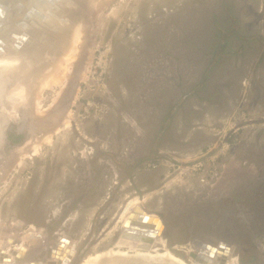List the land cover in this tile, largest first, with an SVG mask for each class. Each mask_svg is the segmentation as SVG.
<instances>
[{
    "label": "rangeland",
    "instance_id": "obj_1",
    "mask_svg": "<svg viewBox=\"0 0 264 264\" xmlns=\"http://www.w3.org/2000/svg\"><path fill=\"white\" fill-rule=\"evenodd\" d=\"M100 6L55 121L69 112L70 127L51 145L36 141L38 154L26 149L16 168V151L41 133L19 130L18 119L4 130L0 232L12 242L2 235V249L44 261L65 238L67 262L81 264L114 247L136 197L161 215V252L191 264L189 251L223 243L239 264H264V0ZM61 80L41 106L60 98Z\"/></svg>",
    "mask_w": 264,
    "mask_h": 264
},
{
    "label": "bare ground",
    "instance_id": "obj_2",
    "mask_svg": "<svg viewBox=\"0 0 264 264\" xmlns=\"http://www.w3.org/2000/svg\"><path fill=\"white\" fill-rule=\"evenodd\" d=\"M100 4H101V0H95L93 9L89 13L87 21H85L86 19H83V22H81L82 24L76 27L73 35L69 37L68 47L65 48V50H61L58 53H55V56L58 54V56H56L58 57L56 58V62H54V60L49 61L51 54L47 55V53L49 52H45L46 50H43L46 40L44 37L45 35H43L40 32L38 35H34L33 33L34 37H32V39H29L31 40L32 43L29 40H27L25 45H23L20 48L19 52L12 54L13 52L9 51L7 54L3 53L0 56V110H2V113H4L3 115H5L7 119H12L14 120V122L17 121V119L19 120L20 122L19 130L29 134L36 133L38 135L39 133H41L39 137H35V136L27 137L28 140L25 142V145L16 151L18 153V157L14 162L15 168L21 166L22 160L25 157H27V150H29L30 147H32L31 155L32 156L37 155L39 142L51 145L50 143L53 135L55 136V134L59 133L61 130L70 127L71 115L69 112H67V114L63 116L61 125L59 127L57 126L58 123L56 122L57 123V124L55 123L56 127L53 128L54 124H52L49 119L51 117H56V116L58 117L60 113H62L60 112L59 107H61L64 104V101L66 100V95L67 93L69 95L70 92L69 89L70 81H67V79L70 78V76L68 75L71 74V73L68 74V72H70L69 71L70 65L72 64L73 66L74 61L79 62L81 61L80 59H83V58L79 59L80 56L79 48L80 51L83 50L81 49V46L84 45L83 42L87 37V31L91 29V27L97 26L99 23V18L101 16ZM105 4L103 5L104 7ZM64 8H65L64 6H60L59 9L57 10V13H59L58 12L59 10H62ZM54 15L55 14H53V16ZM54 18L59 19L60 13L59 15L54 16ZM71 20H68L66 24L70 25ZM53 21H55V19ZM39 22H41V20ZM30 34L31 31H28V36H30L31 38ZM52 56H54V54ZM48 61L50 62L49 64H47ZM37 62H41L39 67L35 65V63ZM75 64L77 66V63ZM74 68L72 67V69ZM86 73H87V69L84 68L82 78L79 79L81 82L85 80ZM60 80L63 81L62 86L64 85L60 98L57 99L58 98L57 97L56 98L57 101H54L55 99L53 98L52 95L53 99L51 103L54 101L55 104H53V106L51 105V108H48L49 104L47 106H43V105L41 106V99H43L41 98L42 92L44 90L51 88L53 85L55 86L57 83H59ZM60 90L62 89L60 88ZM6 104H8L7 106L9 107H4L6 106ZM1 120L2 119H0V142H1V136L5 130L1 126L2 125ZM5 122H7V120H5ZM36 141H38V143H36ZM138 202L139 199L134 197L130 199L121 210V217H122L121 220L123 223V227L125 221L128 219L129 215L132 212L136 215L133 216L132 220L136 222V225L138 227L142 225V224L141 225L137 224L138 215L146 216L147 228H150L152 231H154L155 235L157 236V238L155 239V244L151 246L149 249L139 250L137 249V244H133L129 241H124L119 239L115 243L114 247H112V249L100 253L98 252L94 256H88L87 258H85V260L83 259L84 261L81 262V264H132L130 261L129 262L127 261L125 263L123 261L121 262L118 260V258L128 253V251L136 252L138 253V255L142 257H146V258L149 257L153 260H158V261L162 260L169 264H184L180 259L169 253L167 250L163 249L161 252V249L164 248V241L160 238L163 235V229H164L163 221L160 220L157 213L144 211L138 205ZM53 213L56 214L57 211H54ZM28 230L30 232V235L35 236V238L37 239L43 237V235L39 232V230L35 229L33 231V226L31 225L29 226ZM2 235L5 238V232L2 233L0 232V258H1V253L3 252L6 253L7 255H9V253L11 254L16 253L17 255L14 254L16 257L9 255L10 263L7 264H27V262L29 261L28 259H30L31 253H29V255L28 253H26L25 258H23L24 261H22L23 259L19 260L17 256L18 257L21 256L22 249L20 248L15 249L17 250L16 252L8 249L9 253L6 250L8 247L2 249V247H4L2 246L3 245L2 239L4 240ZM5 240L7 241V243L12 242V238L10 236L6 237ZM67 243L68 241L65 238H62L58 240L56 243H54L53 247H49V248L47 247L46 248L47 257H45L46 259L44 261H38L37 264H67L68 258L71 257L69 256L70 246L68 247ZM34 246L36 247V245ZM34 246L32 247L33 249ZM157 247L161 249L159 250ZM199 247L200 246H197L195 252L191 250L192 253L196 254V259H192L191 264H237L236 263L237 259L234 256L230 255V253L227 251L228 247H226L223 243H219L217 249L215 248L213 250H210V248L205 249V247H202L203 249H201L200 247L201 251L206 252L207 254L201 253L198 249ZM44 248L45 247L43 246V250ZM39 249L41 250V248ZM191 251H189V253H191ZM71 253L70 255H72ZM25 261L27 262L25 263ZM29 263L30 262H28V264Z\"/></svg>",
    "mask_w": 264,
    "mask_h": 264
},
{
    "label": "water",
    "instance_id": "obj_3",
    "mask_svg": "<svg viewBox=\"0 0 264 264\" xmlns=\"http://www.w3.org/2000/svg\"><path fill=\"white\" fill-rule=\"evenodd\" d=\"M94 2L95 0H0V56L3 53L7 54L9 51L13 52L12 54L19 52L20 48L25 45L27 40L32 39L34 35H38L40 32L45 35L44 37L46 40L43 50L49 52L47 55L51 54L49 61L54 60V62H56V58H58L56 56H58V54L55 56V53L65 50V48L68 47L69 37L73 35L75 28L82 24L81 22H83V19H86L85 21H87L89 13L93 9ZM60 6H64L65 8L58 11L60 13L59 19L54 18V16L59 15L57 10ZM53 14L55 15L53 16ZM53 18L55 21H53ZM40 20L41 22H39ZM68 20H71L70 25L66 24ZM28 31H31V38L28 36ZM29 41L31 42V40ZM53 54L54 56H52ZM49 61L47 64L50 63ZM40 64L41 62L35 63L37 67H39ZM77 75L76 77H78L77 80L79 81V75ZM71 84L72 83H70V85ZM71 88L72 85L71 87L69 86V89L70 91H73ZM69 100L70 98L67 93L64 104L59 107L60 112L64 113L63 111L70 102ZM7 105L8 104L4 107H9ZM3 114L2 110H0V119H2L1 126L5 129L8 123L10 121L14 122V120L7 119ZM56 117H49L52 124L55 123ZM5 120H7V122H5ZM5 143L6 137L3 132L0 142V158L3 156V147ZM2 158L5 157L3 156ZM133 216L136 215L132 212L125 221L123 230L119 235L120 240L137 244V249L139 250L148 249L155 244L157 236L154 231L147 228L146 216L138 215L137 224H142L140 227H138L136 222L132 220ZM158 216L162 221L161 215L158 214ZM202 247L206 248L204 245ZM202 247L201 249H203ZM20 249H22L21 256H17L19 260L25 258L26 253H28L25 247H21ZM201 249H199L201 253L207 254L206 252L201 251ZM14 254L17 255L16 253ZM14 254L10 255L14 257ZM189 257H191V259H196V254L189 253ZM118 260L125 263L130 261L132 264H169L162 260L158 261L149 257H142L138 255V253L130 251L125 255H122ZM0 263H10L9 255L4 252L1 253ZM29 264H31V262ZM32 264L37 263L32 262Z\"/></svg>",
    "mask_w": 264,
    "mask_h": 264
},
{
    "label": "flooded vegetation",
    "instance_id": "obj_4",
    "mask_svg": "<svg viewBox=\"0 0 264 264\" xmlns=\"http://www.w3.org/2000/svg\"><path fill=\"white\" fill-rule=\"evenodd\" d=\"M204 246H205V245H204ZM198 249H200V248H198ZM227 251H228V249H227ZM228 252H229V251H228ZM73 258H74V255L72 254V256H71V260H69V263L72 262ZM21 260H22V259H21ZM36 263H38V261H37ZM67 263H68V262H67ZM69 263H68V264H69ZM237 263L239 264L238 260H237Z\"/></svg>",
    "mask_w": 264,
    "mask_h": 264
}]
</instances>
